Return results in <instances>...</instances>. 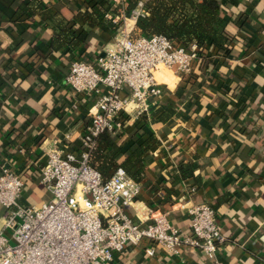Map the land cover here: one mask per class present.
<instances>
[{
    "label": "crops",
    "instance_id": "0c3cea01",
    "mask_svg": "<svg viewBox=\"0 0 264 264\" xmlns=\"http://www.w3.org/2000/svg\"><path fill=\"white\" fill-rule=\"evenodd\" d=\"M226 1L228 29L236 41L221 70L212 73L211 67L205 76L198 64L182 80L160 70L162 96L150 100L148 113L129 118L119 144L128 150L139 132L157 138L143 156L145 183L130 210L135 221L159 208L188 234L183 206L208 202L225 238L218 259L264 264V0ZM86 9L84 0H0V166L13 158L25 176V205L38 207L51 199L39 173L46 149L54 140L80 145L94 111L97 96L73 95L65 82L79 50L50 49L54 24ZM99 34L88 43L89 62L113 41ZM4 215L0 204V225ZM146 245L115 253L112 264H215L191 248L178 257L157 246L155 256H148Z\"/></svg>",
    "mask_w": 264,
    "mask_h": 264
},
{
    "label": "built area",
    "instance_id": "2783aa9c",
    "mask_svg": "<svg viewBox=\"0 0 264 264\" xmlns=\"http://www.w3.org/2000/svg\"><path fill=\"white\" fill-rule=\"evenodd\" d=\"M118 8L116 30L94 62L76 59L65 78L73 95L97 96L94 111L80 145L54 140L46 149L40 181L51 199L29 206L21 198L26 187L13 158L0 169V204L5 215L0 225V264H112L115 253L145 246L148 256L156 247L180 257L184 248L224 264L218 259L224 245L222 226L208 202L183 206L190 233L170 222L159 208H149L137 222L130 214L141 183L123 168L106 180L90 165L99 137L123 134L129 118L149 111L151 99L163 94L156 74L166 68L181 80L191 77L200 61L201 48L175 45L163 35H143L140 20L149 12L144 1L128 12L129 0H110ZM264 35V30H263Z\"/></svg>",
    "mask_w": 264,
    "mask_h": 264
},
{
    "label": "trees",
    "instance_id": "16d2710c",
    "mask_svg": "<svg viewBox=\"0 0 264 264\" xmlns=\"http://www.w3.org/2000/svg\"><path fill=\"white\" fill-rule=\"evenodd\" d=\"M84 1L87 7L85 11L77 12L71 20L63 19L54 24L55 36L50 42V49L62 53L78 49V54L73 60L88 61L86 51L93 34L100 32L99 38L106 41L113 37L116 26L114 18L119 11L110 0ZM139 1H144L149 12V15L139 22L143 35H163L175 45L186 49L195 42L201 48L199 65L205 68L203 75L208 76L211 71L213 73L215 70H221L236 41L228 29L229 21L224 7L229 3L226 0H129L128 12L134 9ZM26 13L33 14L31 11ZM216 54L220 56L215 58ZM215 74L217 77L218 73ZM163 76L167 78L166 75ZM162 118L160 120H164V117ZM13 132L14 130L10 134ZM139 134L140 132L135 136L136 143L128 150H123L119 144L121 136L102 134L99 137V146L92 153L90 165L106 180L111 178L118 168H123L134 180L145 183L146 165L143 156L157 143V138L146 133ZM19 149L27 153L25 146ZM180 168L183 177L189 175L183 166Z\"/></svg>",
    "mask_w": 264,
    "mask_h": 264
},
{
    "label": "rangeland",
    "instance_id": "374dc122",
    "mask_svg": "<svg viewBox=\"0 0 264 264\" xmlns=\"http://www.w3.org/2000/svg\"><path fill=\"white\" fill-rule=\"evenodd\" d=\"M162 70H165V71H167V72L171 71L172 73H175L174 70H169V69H166V68H164V69H162Z\"/></svg>",
    "mask_w": 264,
    "mask_h": 264
}]
</instances>
